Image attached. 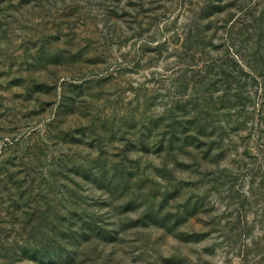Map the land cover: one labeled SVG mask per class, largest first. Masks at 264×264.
I'll return each mask as SVG.
<instances>
[{
	"label": "rangeland",
	"instance_id": "1",
	"mask_svg": "<svg viewBox=\"0 0 264 264\" xmlns=\"http://www.w3.org/2000/svg\"><path fill=\"white\" fill-rule=\"evenodd\" d=\"M0 264H264V0H0Z\"/></svg>",
	"mask_w": 264,
	"mask_h": 264
}]
</instances>
